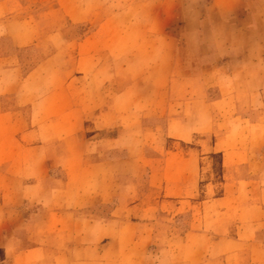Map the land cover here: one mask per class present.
I'll list each match as a JSON object with an SVG mask.
<instances>
[{
  "label": "crops",
  "instance_id": "1",
  "mask_svg": "<svg viewBox=\"0 0 264 264\" xmlns=\"http://www.w3.org/2000/svg\"><path fill=\"white\" fill-rule=\"evenodd\" d=\"M24 1L26 0H0V17H7L6 21L0 22L4 27V33L0 34V59L8 62L3 66L0 64L1 230L8 218V201H19L20 198L40 201L42 185H45L50 175L49 157L55 153L60 154L66 176L58 179L59 187L56 186L53 190L68 193V199L74 196V208L82 209L99 200L110 202L115 197V187L120 188L115 177L107 178L109 181L106 183V192L97 190L96 185L84 186V176L79 170V162L83 158L79 153L83 151L79 149L77 138L79 131L83 129L81 122L89 112V99L86 97L88 89L85 84L81 80L75 83L70 79L76 73L86 76L94 68L91 64L95 61L93 52L96 50L92 43L103 26L88 33L80 41H75L62 28L44 35L42 19L50 18L55 13L48 9L43 17L44 14L25 12ZM59 3L61 11L66 13L73 24L86 23L95 15L96 10L93 6H87V2L82 1L79 6L84 10L81 18L76 17L74 2L59 0ZM257 36L258 38L251 39L248 33H243L245 48L240 54H236L234 49L233 35L216 40L213 51L216 54L209 57H213L212 61L216 60L217 65L209 68L207 73H202L201 70L191 73L192 80L187 88H192V95L180 97L183 105L181 110L170 117L163 130L164 138L176 143H196L198 146H192L190 150L180 146L168 149L166 145H160L161 136L154 130L156 139L159 137L158 149L166 151L164 150V157L157 163L150 158L152 173L149 181L152 185L154 183L161 186L170 197H180L177 211L184 210L187 200H192L194 207L196 202L201 206L200 186L204 176L201 159L204 152L200 137L214 133L215 138L210 148L212 152L222 155L220 167L224 179L221 183L223 192L219 191L216 179H211L210 194L202 201L208 208L202 213L194 210L192 228L176 235L175 241L167 244L168 247L160 252L164 263L264 264V32L259 31ZM45 37L47 41L60 40L67 44L63 50L64 63L60 56L64 45L52 46L54 51L47 53L39 45ZM6 40L12 42V47L4 51L2 48L6 45ZM252 40H256L254 45ZM31 49L40 52L35 60L33 57L25 59L26 56L22 54ZM203 56L200 52L196 58L201 60ZM147 85L152 90L155 89L156 99L148 103L146 101L142 110L134 111L145 117L156 111L154 103L159 98L161 104L165 102L163 95L159 96L166 94L167 97L170 87L172 88L170 81L166 84L149 81ZM134 86L136 84L128 85L129 93ZM214 89L218 92L216 96H212ZM130 100L136 101L135 105L129 101V105H133L130 109L141 106L133 97ZM178 100L175 99V102ZM112 108H115L114 102ZM108 109L109 114L111 111ZM134 112L128 114L134 115ZM112 113L114 120L121 117L116 109ZM162 113H168V110L165 109ZM71 140H76L78 145L72 147ZM119 140V137L113 138L111 146L117 147ZM73 152L74 159L70 157ZM74 160L78 163L74 164ZM112 162L114 167L116 162ZM98 180L105 183L102 178ZM171 186L183 188L181 194H169ZM189 189L192 192L189 193ZM57 213L58 211L55 212ZM66 214L69 215L68 212ZM115 220L112 217L111 221L118 223ZM138 223L140 222L135 221V226ZM112 225V236L108 242L120 246L123 242L122 227L119 226L115 234V225ZM110 226L107 225V228ZM5 230L6 228L0 235ZM100 230L104 231L103 226ZM89 231L88 225V228L74 229L72 235H75V239L85 241L86 238L88 240ZM104 237L95 236L96 240L91 242V248L80 242H74L73 248L97 250L98 243ZM130 238L142 243L146 236ZM19 243L11 242L7 247L18 250L22 248ZM169 248L175 251L176 260L166 258L165 253ZM11 254L14 264H20L19 256L22 251H13Z\"/></svg>",
  "mask_w": 264,
  "mask_h": 264
},
{
  "label": "rangeland",
  "instance_id": "2",
  "mask_svg": "<svg viewBox=\"0 0 264 264\" xmlns=\"http://www.w3.org/2000/svg\"><path fill=\"white\" fill-rule=\"evenodd\" d=\"M82 1L96 11L91 20L78 24L70 22L66 13L61 11L59 0H26L24 5L25 12L44 14L43 17L45 10L51 9L55 13L42 19L44 35L62 28L75 41H80L103 26L92 43L96 50L93 52L95 61L91 64L94 68L86 76L76 73L70 79L75 83L81 80L85 84L89 99V112L81 122L83 129L77 138L79 149L83 151L79 153L83 156L79 170L84 176V186L96 185L97 190L106 192L107 178L115 177L120 188L115 187L116 194L110 202L99 200L82 209L74 208V196L68 199V193L53 190L58 185V179L65 178L66 170L63 169L60 154L50 155V175L42 185L40 201L20 198L6 204L8 218L4 222L6 230L0 235V264H14L13 251H22L20 264H169L162 261L160 252L175 241L176 235L192 228L194 210L202 213L208 208L202 201L210 194L211 179H216L220 192L224 190L220 167L222 155L211 151L214 133L200 137L204 152L201 159L204 165L200 186L201 206L196 202L194 209L193 201L187 200L184 210L177 211L180 197H170L161 186L152 185L149 181L152 173L150 158L157 163L166 151L158 149L159 137L156 139L155 131L161 136L160 145H166L168 149L180 146L190 150L192 146H198L196 143H176L164 138L163 129L170 117L181 110L180 97L192 95V88H187L192 80L191 73H195L194 70L207 73L209 68L217 65V61L209 57L216 54L213 52L216 40L233 35L234 49L236 54H240L245 48L243 33L255 39L259 31L264 32V0H69V3L74 2L78 18L84 15V10L79 7ZM6 18L0 17V22L6 21ZM3 28L1 24L0 34L4 33ZM46 38L39 45L47 53L54 51L52 46L64 45L60 53L64 63L63 50L67 44L60 40L47 41ZM255 42L252 40L253 45ZM5 43L2 50H10L12 42L6 40ZM200 52L204 56L198 60L196 57ZM22 54L25 59L33 57V60L40 56L35 49L25 50ZM6 63V60L0 59L1 66ZM13 78L16 79V76L13 75ZM149 81L164 84L170 81L172 88L167 97L166 94L159 96L163 95L165 102L161 104L159 98L154 103L156 111L145 117L134 111L142 110L146 101L156 99L155 89L147 85ZM130 83L136 84L131 93L127 88ZM217 93L214 89L212 96ZM128 97L136 99L141 106L130 109L136 101ZM175 99L179 100L175 102ZM129 101L133 105H129ZM108 108L111 111L109 114ZM115 109L121 117L114 120L112 112ZM165 109L170 115L162 113ZM129 112H134V115H129ZM117 137L120 138L116 143L118 146H111L113 138ZM75 142L70 141L72 147L78 145ZM112 161L116 162L114 167ZM77 163L74 160V164ZM99 178L105 183L102 184ZM182 189L171 186L168 193L180 195ZM185 191H188L187 188ZM112 217L118 223L111 221ZM135 221L140 223L135 226ZM112 224L115 225V234L116 229L122 227V246L108 242L112 236ZM88 225V240L75 239L72 235L74 229L88 228ZM107 225H111L110 228ZM101 226L104 231L100 230ZM101 235L105 237L98 243V249H90L95 236ZM144 235L146 238L142 243L130 238L136 236L138 239ZM11 242H20L18 245L22 248H8ZM74 242L90 248H73ZM36 246L35 250L33 247ZM169 249L165 253L166 258L176 260L175 251Z\"/></svg>",
  "mask_w": 264,
  "mask_h": 264
}]
</instances>
